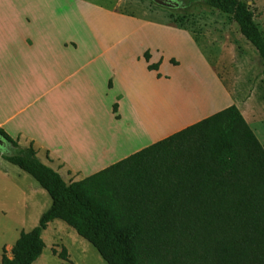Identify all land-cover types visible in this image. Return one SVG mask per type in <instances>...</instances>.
<instances>
[{
	"label": "trees",
	"instance_id": "trees-1",
	"mask_svg": "<svg viewBox=\"0 0 264 264\" xmlns=\"http://www.w3.org/2000/svg\"><path fill=\"white\" fill-rule=\"evenodd\" d=\"M204 2L233 18L264 64V31L247 2ZM0 135L18 148L4 158L52 199L1 264H35L46 247L43 231L56 219L107 264H264V146L234 104L71 183L32 145L1 128ZM58 256L68 261V249Z\"/></svg>",
	"mask_w": 264,
	"mask_h": 264
},
{
	"label": "rangeland",
	"instance_id": "rangeland-1",
	"mask_svg": "<svg viewBox=\"0 0 264 264\" xmlns=\"http://www.w3.org/2000/svg\"><path fill=\"white\" fill-rule=\"evenodd\" d=\"M243 1L247 2L256 22L264 31V0ZM7 2L8 0H0V19L4 16L1 8L5 3L8 5ZM180 2L178 8H167L152 0H42L44 14H49L47 19L43 20V31L38 30L35 22L27 26L36 33L34 38L39 39L49 34L61 42L75 43L77 55L84 60L96 56L101 60L104 56H123L125 62L137 69L146 67L145 61L138 53L139 47L146 43L153 45L163 42L167 45V53H180L187 37L170 23L191 30L196 35L202 34L208 40H217L216 51L224 59H231L234 56L233 49H236V54L245 56L246 59L244 62L235 59L225 84L231 91V98L255 112V118L250 117V114L248 117L252 129L264 146V64L257 50L242 36L230 15L210 7L204 0ZM51 22L54 24L53 29ZM0 25H3L1 21ZM205 51L209 54L211 64L218 67L216 56L207 49ZM152 54L157 56L156 49H152ZM226 63V66L230 67L231 62ZM167 66L166 63L161 69L164 75H168ZM16 71L18 77L20 72L25 73V69L18 62ZM85 72L86 70L76 78L82 86L86 84ZM71 82L72 80H68L66 85L60 87L59 93ZM214 82L203 72L197 78L186 79L185 84H180L178 88L167 87V80H163L162 84L156 83L154 87L140 89L133 102L128 95H124L123 118L117 127H111L108 118L104 125L99 124L98 120L92 117L91 110H86V91L76 88L74 93L72 91L69 96L61 97L59 101L60 114L65 116L68 122L65 130L67 132L60 129L62 139L56 138V126L53 124L50 109L58 91L47 90L46 85H42L38 91L31 94L29 99L33 101L32 104L28 107L23 104L22 107H26V111L20 112L15 121L34 118L41 133L43 131V136H49L50 152L59 153L61 158L69 151L75 154V157H95L102 155L103 148L110 149L114 146V135L122 134L123 139H127V136L137 137L141 146L150 140L159 141L190 121H196L193 115L200 110L197 107L203 103L216 109H212L211 113L221 111L225 107L223 92L221 87L216 88L213 85ZM194 83L197 88L193 86ZM71 101L74 103L70 105ZM73 106L76 110L73 108L74 114L71 116ZM104 109L102 107L100 111L101 116L105 113ZM13 112L16 111H10L9 114ZM3 115L4 111L0 119H4ZM139 121L144 123V127L135 129ZM126 130L128 134L125 133ZM21 142L26 145L25 139L21 138ZM122 149V153L132 151L127 146ZM39 151L40 156L44 158L43 150ZM90 170L91 168H86L84 171L89 173ZM62 173L64 174V171ZM84 175L87 177L90 174ZM66 177L65 180L68 179ZM73 179L74 176L69 177L67 181L70 183ZM24 193L33 195L35 202L30 207L23 202ZM51 204L50 195L31 175L0 155V264L4 251L12 257V247L20 233L37 226L42 213ZM42 237L46 247L35 264H107L87 240L60 219L50 222ZM64 246L68 249V261L58 256Z\"/></svg>",
	"mask_w": 264,
	"mask_h": 264
},
{
	"label": "crops",
	"instance_id": "crops-1",
	"mask_svg": "<svg viewBox=\"0 0 264 264\" xmlns=\"http://www.w3.org/2000/svg\"><path fill=\"white\" fill-rule=\"evenodd\" d=\"M7 3L8 5L5 3L1 8L4 16L0 19L3 24L0 25V116L4 111V119H0V128L21 146L32 145L41 161L59 172L64 180L67 175H69L66 177L68 179L74 176L75 179L71 182L82 180L86 178L84 174L93 175L157 141L150 140L140 146L137 137L127 136V139H123L122 134H117L112 138L114 146L110 149L108 147L103 148L102 155L89 158L85 155L75 157V154L69 151L66 156L61 158L59 153L50 152L48 149L51 147L48 141L49 136H43L44 133L43 131V134L41 133L40 126L34 121V118H22L15 121L20 112L26 111V107H22L23 104H26L27 107L31 105L33 102L29 99L31 94L38 91L42 85H46L47 90L58 91L56 93L58 95L53 98L50 108L53 124L56 126L54 128L57 139H62L63 134L60 129L67 132L65 130L68 125L66 117L60 114V98L69 96L72 91L74 93L76 88L86 91V103L88 104L86 110H91L92 117L97 119L99 124L104 125L108 118L111 127H117L123 118L124 95H128L133 102L140 89L154 87L156 83L162 84L163 80H167V87L176 86L178 88L186 79L197 78L203 72H206L215 81L213 85L216 88H222V97L225 101L223 103L224 109L232 104L236 105L250 126L248 115L250 114L252 118L256 117L252 108H248L231 98V91L225 84V79L229 76V69L233 68L232 65H234L235 59L244 62L245 56H238L236 49H233L234 56L229 60L224 59L216 51L217 40H208L202 34L196 35L191 30L170 23L174 28H177V31L187 37L186 44L184 42L185 45H183L180 53L178 51L167 53V45L163 42L153 45L146 43L138 49V53L146 64V67L143 66L140 69L125 62L123 56H104L102 60L96 56L84 60L77 55V45L73 42H61L50 37L49 34L39 39L34 38L36 33L29 29L27 25L35 22L38 30L43 31V20L47 19L49 15L44 14V9L41 6L42 0H8ZM22 23L24 24L22 25ZM50 26L53 29V22ZM28 30L31 32H28ZM38 35L42 34L38 33ZM107 47L111 48V46ZM153 48L157 51L156 57L152 54ZM205 49L216 56L218 67L211 64V59ZM146 53L149 54V60L145 57ZM100 57H102V54H100ZM229 61L231 62L230 67L226 66V62ZM17 62L25 69V73L20 72V77H18L16 71ZM166 63L169 70L168 75L161 72L163 65ZM150 64H158V69H150ZM85 70L86 84L82 86L76 78ZM68 80H72L71 84L66 86L62 93H59L60 87L66 85ZM193 86L197 88L196 83ZM73 103L71 101L70 105ZM204 104L199 105L197 108L200 110L193 115L196 121H190V123L181 126L180 129L174 132L215 114L211 113L214 107H211V105L207 107ZM115 105L116 110H114ZM102 107L105 108L103 116L100 112ZM71 108V116H73V108L75 110L76 108L74 106ZM10 111L16 112L9 114ZM136 127L143 128L144 123L139 121L135 129H137ZM127 131L125 133L128 134ZM21 138L25 139L26 145L21 142ZM71 142L74 143V140L71 139ZM124 146L132 151L122 153ZM40 149L43 150L44 158L40 156ZM86 168H91L89 173L84 171ZM62 171H64V174ZM68 179L65 181L68 182ZM32 196L31 193H24L23 202L27 207L35 202H33Z\"/></svg>",
	"mask_w": 264,
	"mask_h": 264
},
{
	"label": "water",
	"instance_id": "water-1",
	"mask_svg": "<svg viewBox=\"0 0 264 264\" xmlns=\"http://www.w3.org/2000/svg\"><path fill=\"white\" fill-rule=\"evenodd\" d=\"M156 4L167 7V8H177L179 6L178 0H152ZM18 148L14 146L12 150H10L7 147V141L0 137V155L2 156H8V155H14L15 150Z\"/></svg>",
	"mask_w": 264,
	"mask_h": 264
},
{
	"label": "flooded vegetation",
	"instance_id": "flooded-vegetation-1",
	"mask_svg": "<svg viewBox=\"0 0 264 264\" xmlns=\"http://www.w3.org/2000/svg\"><path fill=\"white\" fill-rule=\"evenodd\" d=\"M178 1H179V6H180L181 2H180V0H178ZM179 6H178V7H179ZM178 7H177V8H178ZM0 137L3 138V139H5V138H4L3 136H1V135H0ZM6 141H7V140H6ZM7 147H8L10 150H12V149L14 148V146H13L11 143H9L8 141H7ZM15 151H16V150H15Z\"/></svg>",
	"mask_w": 264,
	"mask_h": 264
}]
</instances>
